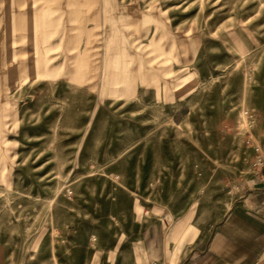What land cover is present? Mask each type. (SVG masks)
<instances>
[{"label": "rangeland", "instance_id": "374dc122", "mask_svg": "<svg viewBox=\"0 0 264 264\" xmlns=\"http://www.w3.org/2000/svg\"><path fill=\"white\" fill-rule=\"evenodd\" d=\"M257 141L264 0H0V264L173 261Z\"/></svg>", "mask_w": 264, "mask_h": 264}, {"label": "crops", "instance_id": "0c3cea01", "mask_svg": "<svg viewBox=\"0 0 264 264\" xmlns=\"http://www.w3.org/2000/svg\"><path fill=\"white\" fill-rule=\"evenodd\" d=\"M56 3L60 5L62 0H56ZM120 6L123 10L119 18H128L129 3ZM57 8L61 6L57 5ZM134 8L136 13L130 19L142 26L141 31L138 28L134 30L137 38L138 34L149 35L168 17L158 6L154 8L141 1ZM113 29L112 23L106 21L103 29L106 42L113 40V34L122 32V29L121 32ZM105 57H111L109 48ZM222 202L216 216L199 222L200 228L205 225V232L196 238L194 245L187 243L193 241L191 229L186 232L190 238L185 239L183 245L177 243L175 232H172L168 236L167 250L172 257H177L173 261H144V264H264V168H252L251 173L241 179L232 194ZM202 214L200 218L204 217ZM185 222L189 220L185 219ZM172 241L175 245L171 250ZM181 250L183 252L179 254ZM158 259L161 260L160 257Z\"/></svg>", "mask_w": 264, "mask_h": 264}, {"label": "built area", "instance_id": "2783aa9c", "mask_svg": "<svg viewBox=\"0 0 264 264\" xmlns=\"http://www.w3.org/2000/svg\"><path fill=\"white\" fill-rule=\"evenodd\" d=\"M252 146L255 151L253 168H264V142H252Z\"/></svg>", "mask_w": 264, "mask_h": 264}]
</instances>
